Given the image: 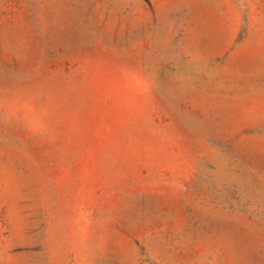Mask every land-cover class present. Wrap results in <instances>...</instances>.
<instances>
[{"label":"rangeland","instance_id":"rangeland-1","mask_svg":"<svg viewBox=\"0 0 264 264\" xmlns=\"http://www.w3.org/2000/svg\"><path fill=\"white\" fill-rule=\"evenodd\" d=\"M0 264H264V0H0Z\"/></svg>","mask_w":264,"mask_h":264}]
</instances>
